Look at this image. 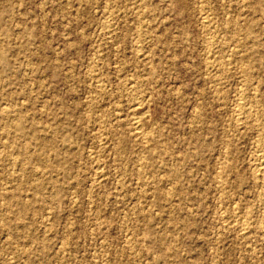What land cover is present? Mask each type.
<instances>
[{"label": "rangeland", "instance_id": "374dc122", "mask_svg": "<svg viewBox=\"0 0 264 264\" xmlns=\"http://www.w3.org/2000/svg\"><path fill=\"white\" fill-rule=\"evenodd\" d=\"M243 68L264 137V0H0V264H264Z\"/></svg>", "mask_w": 264, "mask_h": 264}, {"label": "bare ground", "instance_id": "6f19581e", "mask_svg": "<svg viewBox=\"0 0 264 264\" xmlns=\"http://www.w3.org/2000/svg\"><path fill=\"white\" fill-rule=\"evenodd\" d=\"M238 1V0H237ZM201 2V1H200ZM241 4V3H240ZM199 6V5H198ZM202 6V5H201ZM203 8H204V6H203ZM228 8V7H227ZM206 9V8H205ZM202 11H204V9L202 10ZM115 14V13H114ZM204 15H203V17H202V20L201 21H203L204 23H202L203 25H208L209 24V16H208V14H206L205 12L203 13ZM209 15H210V13H209ZM242 15V14H241ZM112 16V15H111ZM113 17V16H112ZM241 20V19H240ZM211 22V21H210ZM215 23V22H214ZM243 26V25H242ZM108 27H111V26H107V28ZM110 29V28H109ZM108 29V30H109ZM107 30V29H106ZM111 30V29H110ZM206 30V29H205ZM229 30V29H228ZM110 32V31H109ZM108 32V33H109ZM209 32V31H208ZM217 43V42H216ZM214 44H215V40L213 39V38H211L210 40H209V49H210V51H214V52H216L217 53V51H215L214 50ZM221 44V43H220ZM217 47V46H216ZM236 47V46H235ZM242 52V51H241ZM237 53H238V50H234V51H232L231 53H230V56H237ZM240 55V54H239ZM212 57V59L214 58L215 59V55H211ZM220 57V56H219ZM238 57V56H237ZM217 62V61H216ZM227 62V61H226ZM218 63V62H217ZM210 66V65H209ZM211 68L212 69H210V70H213V71H216V72H219V70H221L222 69V67L221 66H219V63H218V65L216 66H211ZM241 70V69H240ZM206 71H208V70H206ZM238 72V71H237ZM96 74V73H95ZM101 74V73H100ZM216 75V74H215ZM98 76V75H97ZM102 76V75H101ZM218 76V75H217ZM220 76V75H219ZM242 76L244 77V80H245V84L243 85L244 86V88L242 89V90H240L239 92H240V96H239V98L237 99L238 101L236 102V104H235V107L233 108L234 109V113H232V114H234V125L236 126V129H238L240 126H244V125H250V126H253L254 128H256V130L258 131L257 133H259L258 135H257V143H256V149H255V159H254V161H253V167H252V170H253V175H254V177H255V179L259 182V184H260V188H261V198H260V205H262V209H263V211H262V213H261V216H260V220H259V222L257 223L258 224V226H256L258 229H259V234L261 233V236H263L264 237V137H263V132H262V129H261V120H260V118L257 116V112H256V109H255V107H254V105L251 103V101H253V100H257L259 97H260V92L258 91V90H256V89H254L252 92H250V91H247V87H248V85H249V81H248V70L246 69V68H243L242 69ZM212 78V77H211ZM218 80V79H217ZM216 81V80H215ZM98 82H99V84H98V90H99V92L101 93L102 92V85L100 84V81L98 80ZM242 83V82H241ZM104 84V83H103ZM134 84H135V82H134ZM134 84L133 85H130L131 87L130 88H128L129 89V91H133L134 90ZM216 85H218V84H216ZM97 87V86H96ZM255 88V87H254ZM128 91V90H127ZM99 93V94H100ZM238 94V93H237ZM123 95V94H122ZM109 97V96H108ZM219 97V96H218ZM107 99V98H106ZM106 99H104V100H106ZM111 100V99H110ZM134 100H136V99H134ZM137 100H138V98H137ZM108 101V100H107ZM139 101H140V99H139ZM114 108V107H113ZM117 109V108H116ZM120 110V109H119ZM233 112V111H232ZM3 114L5 115V117H6V115H7V111H3ZM3 115V116H4ZM117 115V114H116ZM262 115H263V113H262ZM9 117H10V115H9ZM115 117V116H114ZM109 119V118H108ZM112 121V120H111ZM141 121H137V120H135V121H133V123L131 124L132 125V128H131V133H133L135 136H140V137H145V133L146 132H144L143 131V129H142V124L140 123ZM105 123V122H104ZM110 123V122H109ZM141 125H140V124ZM142 126V127H141ZM238 127V128H237ZM99 130V129H98ZM102 131V130H101ZM107 133V132H106ZM111 133V132H110ZM255 133V132H254ZM100 135V134H99ZM104 135V134H103ZM106 135V134H105ZM99 137V136H98ZM100 138H101V136H100ZM99 139V138H98ZM104 140H105V138H103ZM139 139H141V138H139ZM100 140H102V139H100ZM106 140H108V139H106ZM99 141V140H98ZM107 143V142H106ZM255 144V143H254ZM102 145H104V144H102ZM102 151H103V149H102ZM144 152V151H143ZM93 155V154H92ZM100 155V154H99ZM229 156H231V155H229ZM143 157V156H142ZM254 157V156H253ZM12 158V157H11ZM92 158V157H91ZM94 158V157H93ZM228 158V157H227ZM96 159V158H95ZM145 159H147V158H145ZM225 159V158H224ZM7 160V159H6ZM45 160V159H44ZM227 160V159H226ZM92 161H93V159H92ZM100 164V163H99ZM96 166V165H95ZM96 167H98V166H96ZM95 167V168H96ZM102 167V166H101ZM230 168V167H229ZM17 169V168H16ZM97 169V168H96ZM219 169V168H218ZM36 170V169H35ZM34 169H30L29 170V173H34V172H36ZM9 172V171H8ZM98 173V172H97ZM219 173V172H218ZM218 173H216V174H218ZM8 174V173H7ZM101 176H103V175H101ZM96 177V176H95ZM217 177V176H216ZM11 178V177H10ZM218 178V177H217ZM97 179V178H96ZM18 180V179H17ZM144 180V179H143ZM222 180H223V178H222ZM226 180H228V179H226ZM146 182V181H145ZM26 183V182H25ZM230 184V183H229ZM163 185V184H162ZM15 186V185H14ZM225 186V185H224ZM229 186V185H228ZM19 188V187H18ZM229 188V187H228ZM222 189V188H221ZM143 190H145V189H143ZM220 190V189H219ZM4 195H8V192H5V193H3ZM142 194V193H141ZM146 194V193H145ZM144 195V194H143ZM140 198V197H139ZM138 198V199H139ZM21 199V198H20ZM220 199V198H219ZM5 201V200H4ZM222 201V200H221ZM236 202V201H235ZM32 203V202H31ZM139 203V202H138ZM147 204V203H146ZM141 206V205H140ZM134 208V207H133ZM98 210H99V208H98ZM2 211V210H1ZM221 211V210H220ZM219 211V212H220ZM139 212V211H138ZM2 213V212H1ZM132 213V212H131ZM240 213V212H239ZM239 213H237V211H236V209H232L231 211H229L228 212V214L226 215V216H223V218H224V221L225 220H229L231 223H229L228 221V224H231V228H233V230L235 229V231H237V233H238V235H240L242 238H245L246 236H247V234H248V232L249 233H252L250 230H251V228L252 227H254L255 226V221H253L252 219H251V217L245 212V213H241V214H239ZM99 214V213H98ZM140 214V213H139ZM224 214V213H223ZM101 215V214H100ZM259 215V214H258ZM46 216V215H45ZM144 217V216H143ZM42 219V218H41ZM257 219V218H256ZM259 219V218H258ZM221 220H223L222 218H221ZM106 221V220H105ZM257 221V220H256ZM18 223V222H17ZM101 223V222H100ZM227 225V224H226ZM225 225V226H226ZM224 226V227H225ZM100 228V227H99ZM70 229V228H69ZM228 229V228H227ZM253 229V228H252ZM99 230V229H98ZM231 230V229H230ZM257 230V229H256ZM69 231V230H68ZM96 231H97V229H96ZM132 231V230H131ZM102 232V231H101ZM127 232H128V230H127ZM135 232V231H134ZM129 233V232H128ZM236 233V232H235ZM234 233V234H235ZM100 234V233H99ZM228 234V233H227ZM95 235H97V234H95ZM94 235V236H95ZM138 235V234H137ZM99 236V235H98ZM127 236V235H126ZM143 236V235H142ZM104 237V236H103ZM131 237V236H130ZM129 237V238H130ZM135 237V236H134ZM248 237H249V235H248ZM129 238H127V243L129 244H126V245H128V247L130 248V246L131 247H133L132 245H133V243H134V241L133 240H129L128 241V239ZM132 238V237H131ZM238 238V237H237ZM251 238V237H250ZM101 239H102V237H101ZM262 239H264V238H262ZM242 240V239H241ZM253 240V239H252ZM256 240V239H255ZM243 241V240H242ZM249 242V241H248ZM144 243V242H143ZM105 244V243H104ZM135 244V243H134ZM102 245V244H101ZM143 245V244H142ZM244 245V241H243V244H242V246ZM249 245V244H248ZM125 246V245H124ZM250 246V245H249ZM253 246V245H252ZM145 247V246H144ZM100 248V247H99ZM103 248V247H102ZM106 248V247H105ZM254 249V248H253ZM252 249V250H253ZM132 250V249H131ZM135 250V249H134ZM144 251V250H143ZM256 252V251H255ZM101 253V252H100ZM135 253V252H134ZM99 254V253H98ZM136 254V253H135ZM100 255V254H99ZM129 255V254H128ZM136 255H138V254H136ZM259 255V254H258ZM262 255V254H261ZM102 257H104L103 255H102ZM139 257V256H138ZM137 258V257H136ZM130 259V258H129ZM143 259V258H142ZM132 260H134L133 258H132ZM163 261V260H162ZM137 262V261H136ZM144 262V261H143ZM141 263V262H140ZM145 263V262H144Z\"/></svg>", "mask_w": 264, "mask_h": 264}]
</instances>
